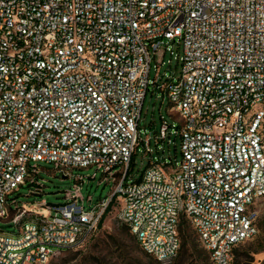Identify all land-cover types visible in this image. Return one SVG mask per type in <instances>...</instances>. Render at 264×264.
<instances>
[{"label": "built area", "instance_id": "obj_1", "mask_svg": "<svg viewBox=\"0 0 264 264\" xmlns=\"http://www.w3.org/2000/svg\"><path fill=\"white\" fill-rule=\"evenodd\" d=\"M171 42L181 71L164 77ZM151 86L179 121L164 119L155 141L179 138L182 158L151 156L134 180L139 146L152 154L139 126ZM39 161L65 178L94 166L112 190L86 205L80 175L62 202L19 205L21 186L42 188ZM262 199L264 0H0V219L17 227L0 228V264L86 244L115 203L160 263L177 258L184 218L214 264H233Z\"/></svg>", "mask_w": 264, "mask_h": 264}, {"label": "rangeland", "instance_id": "obj_2", "mask_svg": "<svg viewBox=\"0 0 264 264\" xmlns=\"http://www.w3.org/2000/svg\"><path fill=\"white\" fill-rule=\"evenodd\" d=\"M173 54L168 50L160 68L161 76H178L181 71L180 60L177 56L183 53L182 45L176 42L170 43ZM169 60H171L169 62ZM156 60L151 62L150 76L154 78L156 73ZM162 91L155 90L152 86L147 92L141 120L139 122L141 137L146 138V134L151 135L152 154L144 153V146L141 144L130 165V178L139 179L144 169L148 166L151 156L172 160L174 163L180 162L182 158L180 139L172 135L163 141L156 143L155 134L159 132L162 118L169 123H178V114L170 103L168 97L163 96ZM39 173L36 175L42 184L39 193L30 194V186L24 185L19 190L13 192L10 198H16L18 204H26L33 209H41L42 204L58 203L64 200L66 190L73 188L78 183L74 177L83 176L81 193L84 197H92V201L86 200V205H94L99 200L109 196L113 182L102 181L103 174L96 167L76 168L74 175L68 178L55 171L52 163L37 162ZM97 171V175H92ZM258 217L256 224L258 231L255 236L236 245L233 253L234 264H264V199L258 203ZM119 204L115 203L104 217L103 224L98 227L90 240L77 248L57 251L53 258L46 264H89L84 262L87 252H92L95 257L92 264H162L151 255H146L135 237L125 228L118 219ZM0 228L4 231H15L16 225L12 222L0 219ZM190 235L187 240V249L182 258L179 254L173 264H214L209 252L203 247L194 230L190 228ZM184 239L181 237V245ZM263 246V251L253 253L252 250ZM240 254V255H238Z\"/></svg>", "mask_w": 264, "mask_h": 264}, {"label": "trees", "instance_id": "obj_3", "mask_svg": "<svg viewBox=\"0 0 264 264\" xmlns=\"http://www.w3.org/2000/svg\"><path fill=\"white\" fill-rule=\"evenodd\" d=\"M163 120H164V118H162V122H163ZM151 166V162H150V160H149V162H148V166L144 169V171H143V173H142V176L144 175V173L146 172V170L149 168ZM142 176L139 178V179H141L142 178ZM28 186H29V183L27 184ZM66 192V191H65ZM64 198H65V194H64ZM110 210V208L106 211V213H105V215L108 213V211ZM105 215L103 216V218H102V220H101V223H100V226L103 224V221H104V217H105ZM122 222V221H121ZM122 225H123V228H125V229H127L134 237H135V235L132 233V231H131V228H130V226L128 225V224H126V223H124V222H122ZM190 226L186 223V220L183 218L182 219V222H181V225H180V235H181V237L184 239V242H183V244L181 245V248H180V256H179V259L180 258H182V255H183V253H184V251L187 249V240H188V238H189V235H190V233H189V231H190ZM135 239H136V237H135ZM136 241H137V243L139 244V242H138V240L136 239ZM140 245V244H139ZM141 246V245H140ZM142 248V247H141ZM143 249V248H142ZM234 251H236V247L234 248V250H233V253H234ZM260 251H263V246H260V247H258V248H256V249H254V250H252V252L253 253H257V252H260ZM145 252V254L146 255H150V254H148L146 251H144ZM92 252L90 251V252H87L86 254H85V256H84V262H88L89 264H92L93 263V259L92 258H95V257H93V256H91L92 254H91ZM238 255H240V254H238ZM233 264H234V262H233Z\"/></svg>", "mask_w": 264, "mask_h": 264}]
</instances>
